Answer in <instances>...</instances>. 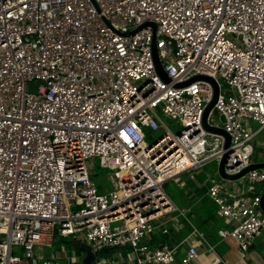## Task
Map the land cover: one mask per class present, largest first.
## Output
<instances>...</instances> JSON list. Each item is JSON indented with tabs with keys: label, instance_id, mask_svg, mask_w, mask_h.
Masks as SVG:
<instances>
[{
	"label": "built area",
	"instance_id": "built-area-1",
	"mask_svg": "<svg viewBox=\"0 0 264 264\" xmlns=\"http://www.w3.org/2000/svg\"><path fill=\"white\" fill-rule=\"evenodd\" d=\"M198 74L218 84L207 122L223 115L224 170L239 173L264 128V0H0V264H64L35 250L78 233L94 252L171 264L173 247L145 242L176 209L165 182L227 151L202 123L211 82L175 86ZM146 128L160 133L152 143ZM95 157L112 170L107 192L92 179ZM243 178L264 183V171ZM207 194L228 225L218 235L245 253L264 228L261 194L228 197L219 182ZM198 255L190 245L183 261Z\"/></svg>",
	"mask_w": 264,
	"mask_h": 264
},
{
	"label": "crops",
	"instance_id": "crops-1",
	"mask_svg": "<svg viewBox=\"0 0 264 264\" xmlns=\"http://www.w3.org/2000/svg\"><path fill=\"white\" fill-rule=\"evenodd\" d=\"M255 128V123H249ZM253 154L251 163L264 162V128L252 140ZM210 163V162H209ZM190 169L174 176L178 194L172 198L176 209L162 219L165 223L154 228L145 242L150 246L167 244L175 250V260L171 264H264V228L256 235L252 245L245 253H241L231 238H221L218 230L227 227L223 219L216 214V205L207 194L208 185L219 182L220 191L228 197L261 194L264 183L250 182L245 178L238 181L222 179L217 170H208L206 166ZM264 171V169H261ZM168 181V180H167ZM166 181V182H167ZM165 182V183H166ZM166 228V232L163 231ZM196 247L199 255L184 262L183 258L188 246ZM208 245L213 251H208ZM92 264H137L135 255L130 249L122 247L105 249ZM37 257L57 259L64 264H72L83 259V254L67 255L64 248L45 253L41 248L35 250Z\"/></svg>",
	"mask_w": 264,
	"mask_h": 264
},
{
	"label": "water",
	"instance_id": "water-1",
	"mask_svg": "<svg viewBox=\"0 0 264 264\" xmlns=\"http://www.w3.org/2000/svg\"><path fill=\"white\" fill-rule=\"evenodd\" d=\"M147 24L151 25L153 28L155 27V25L153 23H144L140 27L145 26ZM153 58H154V62H155L156 69H157V72H158L159 76L163 80L168 81L169 79H168L165 71L162 68L161 62H160L158 54H157V49L155 48V44H153ZM195 79H205V80L210 81L211 84L213 85V96H212L211 100L207 103V105H206V107L204 109L202 123H203V126H204V128L206 130L214 132V133H217V134H220L225 139L224 148L227 151L224 153V155L222 156L220 161L217 163V173H218V175L222 179H225V180L238 181V180H241L244 177V174L246 172H248V171H250L252 169H264V162H261V163H250L248 166L243 168L239 173L232 174V175L225 173L224 164L226 162L227 153L230 150V138H229V135L221 126H216V127L215 126H211L207 122V116H208L209 112L211 111L214 103L216 102V99H217V96H218V92H219V88H218V84H217L216 80L214 78L210 77V76L199 75L198 74V75H195V76L191 77L189 80H187V81H185L183 83H177L175 86H182V85L187 84L190 81H193ZM41 83H43V81L39 80V79H36V80H33V81H29V82H27L26 90L28 92H35L37 86L39 84H41ZM219 118H220L221 122L224 121L223 115H220ZM260 207L264 211V190H263V192L260 195ZM100 215H102V213ZM78 251L81 252L84 255L83 259H82V264H92L96 260L98 254H99V252L92 251L90 246L84 241L79 242Z\"/></svg>",
	"mask_w": 264,
	"mask_h": 264
},
{
	"label": "rangeland",
	"instance_id": "rangeland-1",
	"mask_svg": "<svg viewBox=\"0 0 264 264\" xmlns=\"http://www.w3.org/2000/svg\"><path fill=\"white\" fill-rule=\"evenodd\" d=\"M220 83L222 87H225V83L223 80H220ZM164 120H166L168 127L173 131L177 132L180 128V126L176 123L175 120H171L169 118L163 117ZM209 123H217L218 126L222 125V122L220 121L219 114L217 112H214L212 115L209 116L208 119ZM145 140L148 143H152L155 141L159 136V132H152L150 129H145ZM90 167H91V176L94 180L97 188L99 191L107 192L111 190L114 187V181L112 176V170L110 168H102L98 164V158L95 157L93 160H90ZM208 170H217V163L216 162H210L206 166ZM165 191L172 197L176 198L178 194V190L176 188V184L174 180H169L164 185ZM81 233H78L72 236H67L65 238L59 237L57 234L54 235V239L51 246L43 247L42 250L47 254H49L52 251L59 250L61 248H64L67 255H76V253L79 255H82L81 252L78 251L79 242L82 241V237H80ZM101 256V252L98 254L97 257ZM72 264H82V261H75Z\"/></svg>",
	"mask_w": 264,
	"mask_h": 264
}]
</instances>
